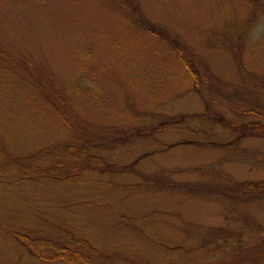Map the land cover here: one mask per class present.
Segmentation results:
<instances>
[{
	"label": "rangeland",
	"instance_id": "374dc122",
	"mask_svg": "<svg viewBox=\"0 0 264 264\" xmlns=\"http://www.w3.org/2000/svg\"><path fill=\"white\" fill-rule=\"evenodd\" d=\"M121 1L0 0L1 226L98 249L100 264H264V137L232 129L264 124L248 113L264 110V0H136L194 60L199 90L205 75L231 86L208 99L178 44ZM60 103L83 129L64 127ZM66 133L94 135L120 171L91 187L20 182L6 166ZM38 244L0 229V264H50Z\"/></svg>",
	"mask_w": 264,
	"mask_h": 264
},
{
	"label": "trees",
	"instance_id": "16d2710c",
	"mask_svg": "<svg viewBox=\"0 0 264 264\" xmlns=\"http://www.w3.org/2000/svg\"><path fill=\"white\" fill-rule=\"evenodd\" d=\"M36 1L49 3L50 0ZM124 2L125 4H123ZM120 5V7L123 9V12H128L129 17L135 26L137 25L143 29L145 28V31L156 37L167 39L173 44V47L178 44L179 47H175L177 56L179 55L181 64L191 76V78L195 80L198 87L197 89L199 90L198 85L200 78L198 69L194 65V60L186 56L187 52L185 51V54L183 53V46L173 40L163 28H159L154 23H152L151 20L146 18L138 8L136 0H122ZM8 59H11V57L6 53V51L0 50V60L4 61ZM194 74H196L195 78ZM205 78L207 84L205 85L200 83L203 90H199L200 92L204 91L207 94L206 96L203 95L205 99L210 98L214 92L221 93L231 88L230 85L224 86L221 84H214V79L210 75H205ZM44 85L47 88L46 93L49 94L50 90L52 89L51 86H49L48 83ZM214 103H217V100H215ZM257 104L261 105L258 102ZM54 107L66 129L73 130L74 127L83 129L84 123H82V128L79 124L75 125L71 119L70 113L68 110H66L63 103L55 104ZM261 107L264 108L263 106ZM248 113L259 115L260 119L264 121V110L261 112H257V110H251ZM178 123L179 122H174L171 123V125L175 127L178 125ZM236 123L237 124L233 125L234 127L232 129L238 132L240 136H251L249 135L250 133L257 131L264 137V124L261 121L254 120L247 122L239 120ZM210 133V136L214 135L212 132ZM90 137L91 138L83 139L78 137L77 140H73L68 138L66 133L62 139H59L62 142L61 145L56 147L53 151L43 149L33 152L32 154H23L20 155V157L15 156L6 166L9 169L14 166L18 170L17 179H20V182L31 181L36 178L37 180H44L43 182L51 184L88 185L91 187H97L103 182L100 176H112L115 172L120 171V169L114 165V162L111 160L110 155L108 154L110 150L105 149V145L96 144L94 142V135L91 134ZM50 158L51 162H46V160ZM0 229L12 236L16 241L22 244L23 247L32 251L33 246L35 245V247H38V243L41 242L43 248L47 247L46 253L51 251L53 255L55 252L53 257L51 255L49 256L51 258L48 256L39 257L36 255L39 257L41 262L48 260L50 264H100L106 260V253L99 251L98 249L87 248L86 246L79 244L64 245L65 243L56 239H53L54 241H52L56 243V245L53 243L45 244L43 243L44 239L39 236L32 238L31 234L29 233L23 234L20 231L13 230L11 228L7 230L4 229L1 224ZM33 240H35V243Z\"/></svg>",
	"mask_w": 264,
	"mask_h": 264
}]
</instances>
